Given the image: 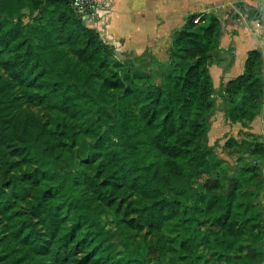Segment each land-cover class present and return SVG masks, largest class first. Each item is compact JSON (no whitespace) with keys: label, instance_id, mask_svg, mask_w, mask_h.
Masks as SVG:
<instances>
[{"label":"trees","instance_id":"16d2710c","mask_svg":"<svg viewBox=\"0 0 264 264\" xmlns=\"http://www.w3.org/2000/svg\"><path fill=\"white\" fill-rule=\"evenodd\" d=\"M196 19L165 62L123 61L69 0H0V264H264V142L230 137L235 165L209 145L222 24ZM13 87L62 124L10 132ZM263 95L252 51L227 121L249 127ZM145 229L172 238L156 257Z\"/></svg>","mask_w":264,"mask_h":264},{"label":"crops","instance_id":"0c3cea01","mask_svg":"<svg viewBox=\"0 0 264 264\" xmlns=\"http://www.w3.org/2000/svg\"><path fill=\"white\" fill-rule=\"evenodd\" d=\"M257 0H114L108 34L121 52L133 56L153 54L165 62L173 36L188 17L215 15L222 24L220 48L210 68L214 81L215 110L210 117V146L230 135L237 140L250 133L264 142V95L260 114L249 127L230 124L225 115V86L244 74L248 54L261 53L264 71V21ZM263 3L264 0H260ZM214 134L217 137L214 136ZM212 138L211 140V137ZM213 142V143H212ZM213 144V145H212ZM264 203V192L262 193Z\"/></svg>","mask_w":264,"mask_h":264},{"label":"rangeland","instance_id":"374dc122","mask_svg":"<svg viewBox=\"0 0 264 264\" xmlns=\"http://www.w3.org/2000/svg\"><path fill=\"white\" fill-rule=\"evenodd\" d=\"M114 50L116 55L123 61H128L131 58H135V56L121 52V50H119V47L118 49L114 48ZM7 102L10 103V111H12V114L10 115L11 119L6 118L7 126L10 128V132L13 130L15 125L32 128L38 127V124L50 127H56L57 125H59V123L62 124V119H60V117H58L56 113L41 108H34L22 101L17 88L13 87V89L9 93L7 91ZM14 123L16 124L14 125ZM216 135L218 134H214L215 137H217ZM230 137L233 136L225 135V137L218 139V143H216L214 146H216L219 156L224 160L225 163L235 165L239 155L235 152V150L230 151L224 149V145ZM212 138L214 137L212 136L211 140ZM131 231V234L135 236L136 231ZM135 237V244H138L136 245V247L138 249H141L149 257H156L158 255L159 247H163L165 243H170V241H172L171 237L162 238L160 236H155L149 233L148 229H145L140 235H136Z\"/></svg>","mask_w":264,"mask_h":264},{"label":"built area","instance_id":"2783aa9c","mask_svg":"<svg viewBox=\"0 0 264 264\" xmlns=\"http://www.w3.org/2000/svg\"><path fill=\"white\" fill-rule=\"evenodd\" d=\"M73 8L95 30L108 45L117 48L119 43H111L108 28L114 15V0H69ZM201 19H196L199 22Z\"/></svg>","mask_w":264,"mask_h":264},{"label":"water","instance_id":"95a60500","mask_svg":"<svg viewBox=\"0 0 264 264\" xmlns=\"http://www.w3.org/2000/svg\"><path fill=\"white\" fill-rule=\"evenodd\" d=\"M257 3V8L254 9L257 12L260 13V15L264 18V8H263V3L260 0L255 1ZM264 21V19H263Z\"/></svg>","mask_w":264,"mask_h":264}]
</instances>
